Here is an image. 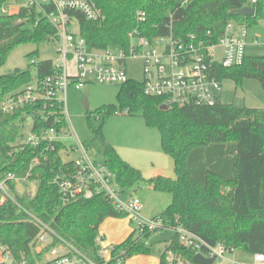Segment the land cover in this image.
I'll return each instance as SVG.
<instances>
[{
  "label": "trees",
  "instance_id": "16d2710c",
  "mask_svg": "<svg viewBox=\"0 0 264 264\" xmlns=\"http://www.w3.org/2000/svg\"><path fill=\"white\" fill-rule=\"evenodd\" d=\"M103 17L87 21L77 16L80 34L90 50L120 47L130 49V34L137 33L151 42L159 37L173 36L191 42V36L205 44L219 40L227 24L260 21L264 16V0H94ZM12 0H0V7ZM253 7V17L235 15V10ZM56 31L39 9L22 8L19 13L0 17V68L11 52L22 44L39 45L55 38ZM34 69H17L0 77V182L9 174L24 177L31 171L30 181H37L36 193L30 197L17 194L16 183L7 182L15 194L1 204L0 250L11 252L18 260L38 264L46 251L38 253L32 242L40 227L26 212L51 226L60 236L77 248L102 261L101 246L96 242L101 224L108 218L127 217L116 211L103 197L80 199L63 205L54 176L63 167L72 166L60 156L63 142L39 146L18 144L27 119H33L32 132L67 126L60 104L43 103L23 110L5 113L2 102L31 83L57 72L54 60L37 62ZM223 83L232 81L238 87L246 80H258L264 91V56H247L241 66L219 69ZM117 105L98 111L106 116L119 111L133 115L143 112L147 126L159 129L164 152L175 164L176 179L157 177L149 182L154 189L170 193L172 203L154 219L166 228L183 227L211 244L224 243L230 249L249 254H264V107H252L220 101L212 107H169L163 110L162 98L147 96L144 83L128 80L122 84ZM36 158L40 164L32 167ZM103 159L115 174L123 191L142 180L139 170L124 161L106 144ZM153 235L133 233L125 242L113 245L108 264H119L134 256L150 255L147 240ZM174 250L199 258L185 250L177 233L169 239L165 250ZM159 264H165L163 253ZM205 264H208L205 263Z\"/></svg>",
  "mask_w": 264,
  "mask_h": 264
},
{
  "label": "built area",
  "instance_id": "2783aa9c",
  "mask_svg": "<svg viewBox=\"0 0 264 264\" xmlns=\"http://www.w3.org/2000/svg\"><path fill=\"white\" fill-rule=\"evenodd\" d=\"M255 3L257 0H251ZM187 2H185L186 4ZM11 14H17L22 8L39 9L56 31L55 38L62 41L60 52L62 59L56 62L57 72L44 79L34 80L23 89L7 97L2 102L5 113L23 110L28 106L43 103L44 110L48 104H60L67 126L57 130L50 128L40 133L31 132L25 144L39 146L42 143L52 145L63 142L64 137H73L65 110L66 94L71 85L82 89L90 83L120 84L130 80L127 77L126 61L130 57L144 60V92L147 96L162 98L168 107H212L222 101L224 83L219 69H228L243 65L247 57L248 27L246 24L230 21L219 40L205 44L191 36V42L176 40L172 35L159 37L151 42L137 33L130 34V49L126 52L120 47L102 50H90L87 41L80 34L77 16L87 21H96L103 17L102 10L94 0H12ZM4 12H7L3 9ZM77 25L78 30L73 26ZM116 49L117 53L110 51ZM220 49L221 60L215 57V50ZM74 60L77 74L70 75L68 63ZM82 157L73 161L57 172L53 184L57 187L61 203L65 206L80 199L90 200L103 196L119 213L137 225V235L147 232L159 234L165 229L177 233L180 244L185 250L199 258L194 262L189 256L174 250H164L165 264H244L235 262L230 255L236 249L228 248L224 243L211 244L201 236L183 227L166 228L162 220L146 221L141 216L143 204L131 193L127 202L121 197L123 191L116 181L115 174L104 161H97L89 156L85 146L77 148ZM36 158L32 167L40 164ZM31 171L24 177L9 174L0 182L1 204L13 198L7 182L27 184ZM32 197L34 194L27 193ZM40 227V232L32 242L38 253L46 251L38 264H108L111 260L113 245L105 247V238L98 236L96 242L101 246L102 261L96 260L90 253L77 248L73 243L60 236L51 226L26 211ZM50 254L46 258L47 254ZM251 264H264V254L252 255ZM126 262V261H125ZM123 260L119 264H125ZM0 264H29L26 260L18 261L9 251L0 250Z\"/></svg>",
  "mask_w": 264,
  "mask_h": 264
},
{
  "label": "rangeland",
  "instance_id": "374dc122",
  "mask_svg": "<svg viewBox=\"0 0 264 264\" xmlns=\"http://www.w3.org/2000/svg\"><path fill=\"white\" fill-rule=\"evenodd\" d=\"M188 0H179L185 3ZM5 9L7 12H4ZM11 14L10 3L0 7V17ZM78 30L77 25L73 26ZM250 38L258 39L257 45H249L246 54L264 56V16L256 22L250 23L248 28ZM62 41L52 38L43 41L39 45L25 43L14 49L8 57L6 63L0 68V77L14 72L17 69L26 70L32 65V58L29 56L34 52L37 62L44 60H54L59 62L62 59L60 47ZM117 53L116 49H111ZM215 57L221 60L220 49L215 50ZM69 73L72 76L77 74L74 60L68 63ZM144 60L140 57H130L126 61L127 77L130 80L142 83L145 80ZM122 89L120 84L110 83H90L79 89L71 85L66 94L59 97L65 99V110L67 120L73 137L62 139L66 148L61 151L60 156L65 162L76 161L82 157V153L77 150L80 145L88 149L89 156L97 161H104L103 150L106 144H110L121 158L142 174L140 180L134 186L126 189L121 199L127 202L131 193L134 198L141 200L143 209L141 216L146 221L161 215V213L172 203L173 197L170 193L161 192L154 189L149 182L153 178L167 177L176 179L175 164L162 147V137L159 129L147 126L143 117V112L138 111L133 115L118 112L117 114L106 116L98 111L105 106L117 105L118 94ZM222 101L225 103H235L237 105H247L252 107H264V91L258 80H246L241 86H237L232 81L224 82ZM89 108H86V104ZM33 119L27 117L22 129L18 144L25 143L31 135ZM38 182L29 181L27 184H17V194H35ZM15 196V194H12ZM137 225L127 217L108 218L99 228V235L106 239L105 247L113 244L118 245L126 241L133 233ZM174 236V231L165 229L159 234H153L146 241L151 247L150 255H139L131 257L128 264H159L162 252H164L169 239ZM50 256L49 252L46 256ZM230 258L235 262L251 264L252 254L242 250H235Z\"/></svg>",
  "mask_w": 264,
  "mask_h": 264
},
{
  "label": "water",
  "instance_id": "95a60500",
  "mask_svg": "<svg viewBox=\"0 0 264 264\" xmlns=\"http://www.w3.org/2000/svg\"><path fill=\"white\" fill-rule=\"evenodd\" d=\"M235 15H238V16H243V17H253L255 14H256V9L253 8V7H245L243 9H240V10H235L233 12ZM86 108L88 109L89 108V104L87 103L86 104ZM163 110H168L169 107L164 105L162 107Z\"/></svg>",
  "mask_w": 264,
  "mask_h": 264
},
{
  "label": "crops",
  "instance_id": "0c3cea01",
  "mask_svg": "<svg viewBox=\"0 0 264 264\" xmlns=\"http://www.w3.org/2000/svg\"><path fill=\"white\" fill-rule=\"evenodd\" d=\"M259 42H258V39L256 38V37H253V38H250V36H249V33H248V45H247V47L249 46V45H257ZM247 56H249V55H247ZM105 241H106V239H105ZM111 245H113V244H111ZM163 253V252H162ZM129 260V259H128ZM128 260L125 262V264H128ZM159 260H161V257H160V259Z\"/></svg>",
  "mask_w": 264,
  "mask_h": 264
}]
</instances>
